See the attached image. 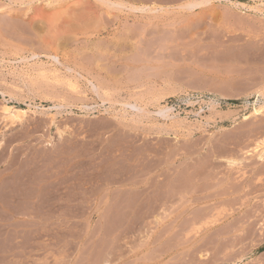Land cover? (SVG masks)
I'll use <instances>...</instances> for the list:
<instances>
[{"label":"rangeland","instance_id":"obj_1","mask_svg":"<svg viewBox=\"0 0 264 264\" xmlns=\"http://www.w3.org/2000/svg\"><path fill=\"white\" fill-rule=\"evenodd\" d=\"M72 1L0 0V264H264V0Z\"/></svg>","mask_w":264,"mask_h":264},{"label":"bare ground","instance_id":"obj_2","mask_svg":"<svg viewBox=\"0 0 264 264\" xmlns=\"http://www.w3.org/2000/svg\"><path fill=\"white\" fill-rule=\"evenodd\" d=\"M75 1V0H74ZM74 1H72V3H73V5H75V6H78V9H79V4L80 3H78V5H77V3H75L74 4ZM78 1V0H77ZM83 1V0H82ZM109 1V0H108ZM111 1V0H110ZM109 1V2H110ZM125 1V0H124ZM124 1H122V2H118V4L119 5H124ZM127 1V0H126ZM131 1H133V2H138V3H142V2H144L145 3V0H131ZM147 1V0H146ZM152 2L153 1H156V0H151ZM150 1V2H151ZM161 2L163 1V0H160ZM160 1H156V3L158 4V2L160 3ZM165 1V0H164ZM163 1V2H164ZM166 1H169V0H166ZM207 2H205V0L203 1H200V0H195V1H192L191 0V2H186L188 5L187 6H185V5H182V7L183 6H185L186 7V10L187 9H195V8H201L204 4H206V3H208V2H210V1H208V0H206ZM70 2H71V0H70ZM109 2L107 3V5L109 4ZM112 2V1H111ZM129 2V1H128ZM133 2H132V4H133ZM149 2V1H148ZM151 2V3H152ZM62 3V2H61ZM90 3V2H89ZM117 3V2H116ZM127 3V2H126ZM164 3H166V2H164ZM168 3H170V2H168ZM177 3V2H176ZM64 4V3H63ZM66 4V3H65ZM84 4V3H83ZM82 4V5H83ZM99 4V3H98ZM105 4V3H104ZM113 4V3H112ZM130 4V3H129ZM143 4V3H142ZM149 4V3H148ZM50 5V4H49ZM48 5V6H49ZM69 5V4H68ZM67 5V6H68ZM73 5H72V7H73ZM81 5V4H80ZM127 5V4H126ZM126 5H124V6H126ZM144 5V4H143ZM165 5V4H164ZM47 6V7H48ZM51 6V5H50ZM67 6H65L64 8H66ZM105 6V5H104ZM109 6H111V5H109ZM109 6H107V7H109ZM116 6V5H115ZM114 6V7H115ZM123 6V7H124ZM134 6H135V4H134ZM133 6V7H134ZM141 6V5H140ZM147 6H150V5H147ZM154 6V5H153ZM156 6V5H155ZM160 6V5H159ZM53 7V6H52ZM62 7V6H61ZM71 7V5H69L68 6V8H70V9H74L75 7H73L72 8ZM85 8H86V6H84ZM90 6H88V8H89ZM112 8H113V6H111ZM143 7V6H142ZM142 7H140L141 9H142ZM145 7H146V5H145ZM151 7V6H150ZM161 7H163L164 8V6H160L159 8H161ZM67 8V9H68ZM88 8H86L87 10H88ZM116 8H118V7H116ZM132 8V7H131ZM138 8V7H137ZM144 8V7H143ZM158 8V7H157ZM156 8V11L158 10ZM167 8H169V7H167ZM51 10H53V9H55L54 7L53 8H50ZM70 9H68V12H67V10H66V12H65V15H66V13H67V15H71V18L72 17H74V14L75 13H73V11H71L70 12ZM78 9H77V11L76 12H78ZM83 9V8H82ZM82 9H80L81 11H83ZM92 8H90V10H91ZM109 9V8H108ZM130 9V8H129ZM135 9H136V7H135ZM139 9V8H138ZM137 9V10H138ZM141 9H139V11L141 10ZM145 9V8H144ZM202 9V8H201ZM47 10V9H46ZM50 10V11H51ZM62 10V9H61ZM61 10H60V12L57 14V15H61ZM75 10H76V8H75ZM87 10L86 11H84L83 13H86V15H87ZM132 10H134V9H132ZM152 10H154V9H152ZM160 11L159 12H161V10L162 9H159ZM179 10H180V8H179ZM204 10V9H203ZM41 11V10H40ZM142 11H143V9H142ZM155 11V10H154ZM165 11V10H164ZM176 11V10H175ZM188 11V10H187ZM194 11V10H193ZM41 12H43V11H41ZM45 12V11H44ZM63 12H64V10H63ZM62 12V13H63ZM90 12V11H89ZM102 12V11H101ZM141 12V11H140ZM148 12V11H147ZM153 12V11H152ZM163 12V11H162ZM170 11H168V13H169ZM178 12V11H177ZM184 12V11H183ZM215 12H216V10H215ZM24 13V12H23ZM26 13V12H25ZM51 13V12H50ZM70 13V14H69ZM154 13V12H153ZM165 13V12H164ZM212 13V12H211ZM232 13V12H231ZM235 13V12H234ZM51 14H53V13H51ZM55 15H56V13H54ZM72 14H73V16H72ZM89 14V13H88ZM148 14V13H147ZM179 14V13H178ZM205 14V13H204ZM210 14V13H209ZM213 14V13H212ZM216 14H217V12H216ZM221 15V13H218V15ZM228 14V13H227ZM43 15H45L44 13L42 14V16ZM62 15H64V13L62 14ZM76 15V14H75ZM95 15H97V12L95 13ZM214 15V14H213ZM217 15V16H218ZM219 15V16H220ZM92 16V15H91ZM214 16H216V15H214ZM213 16V17H214ZM50 17H51V15H50ZM59 17V16H58ZM94 17V16H93ZM221 17H222V15H221ZM259 17V16H258ZM56 18V17H55ZM65 18V17H64ZM70 17L68 18V19H71ZM86 18V17H85ZM84 18V19H85ZM99 18H100V16H99ZM130 18V17H129ZM211 18H212V16H211ZM216 18V17H215ZM53 19V18H52ZM57 19V18H56ZM213 19V18H212ZM219 19V18H218ZM17 19H15V21H16ZM97 21H100L99 19H96ZM239 20V19H238ZM243 20V19H242ZM27 21V20H26ZM55 21V20H54ZM64 21V20H63ZM33 22V21H32ZM31 22V23H32ZM51 22V21H50ZM54 23V22H53ZM60 23V22H59ZM89 23V22H88ZM18 24V23H17ZM26 24V23H25ZM33 24V23H32ZM49 24V23H48ZM99 24H100V22H99ZM22 25V24H21ZM39 25V24H38ZM102 25V24H101ZM20 26V25H19ZM40 26V25H39ZM11 27H12V25H11ZM34 27V26H33ZM39 28V27H38ZM109 28V27H108ZM140 28H141V26H140ZM248 28H249V26H248ZM40 29V28H39ZM65 29V28H64ZM57 30V29H56ZM133 30V29H132ZM40 31H41V29H40ZM46 31H47V29H46ZM52 31V30H51ZM66 31V30H65ZM84 31V30H83ZM264 31V30H263ZM43 32V31H42ZM256 32H259V31H256ZM262 32V31H261ZM51 33H53V32H51ZM60 33H62V32H60ZM60 33H59V35H60ZM133 33V32H132ZM253 33V32H252ZM72 34V33H71ZM249 34V33H248ZM259 34V33H258ZM39 35H41V33L39 34ZM66 35V34H65ZM74 35V34H73ZM255 35H257V34H255ZM52 36V35H51ZM149 36V35H148ZM161 36V35H160ZM42 37H43V35H42ZM55 37V36H54ZM57 38H59L58 36H56ZM61 37V36H60ZM68 37V36H67ZM258 37H261L260 35L258 36ZM72 38V37H71ZM129 38V37H128ZM131 38V37H130ZM253 38V37H252ZM262 38H264V37H262ZM54 39V38H53ZM89 39V38H88ZM132 39V38H131ZM251 39V38H250ZM257 39V38H256ZM261 40V39H260ZM62 42H63V40H62ZM69 42V41H68ZM90 43V42H89ZM259 43V42H258ZM70 44V43H69ZM68 45V44H67ZM69 47V46H68ZM97 47V46H96ZM95 48V47H94ZM262 48V47H261ZM261 48H259V49H261ZM54 49V48H53ZM39 50V49H38ZM104 50V49H103ZM263 50V49H262ZM261 50V51H262ZM77 51V50H76ZM80 51V50H79ZM34 52V51H33ZM56 52V51H55ZM106 53V52H105ZM38 54V53H37ZM37 54H34L33 53V57H35V56H37ZM39 55V54H38ZM42 55V54H41ZM85 55V54H84ZM99 55V54H98ZM89 56V55H88ZM51 58V57H50ZM67 58V57H66ZM39 59V58H38ZM53 59L54 60H58V56H53ZM83 60V59H82ZM39 61V60H38ZM75 61V60H74ZM103 61V60H102ZM73 62V61H72ZM41 63V62H40ZM47 64V63H46ZM63 63H62V61H61V65H62ZM69 65L67 66L68 67V69H70V70H72L71 69V67H69L70 66V63H68ZM73 64H74V62H73ZM67 65V64H66ZM81 65H83V64H81ZM46 66V65H45ZM63 66V65H62ZM40 67V66H39ZM66 67V68H67ZM81 68L83 67V66H80ZM42 68V66L40 67V69ZM44 68V67H43ZM73 68V67H72ZM77 68H79V66H77ZM85 68V67H84ZM48 69H46V71H47ZM51 70V69H50ZM61 70V69H60ZM29 71V70H28ZM53 71V70H52ZM89 71V70H88ZM43 72V71H42ZM74 72V71H73ZM77 71H75L74 73H76ZM56 73V72H55ZM67 73H68V71H67ZM77 73H79V72H77ZM43 74V73H42ZM44 74H47V72H45L44 71ZM57 75H58V73H56ZM70 74H72V73H70ZM63 76V75H62ZM66 76H69V74L68 75H66ZM73 76V75H72ZM79 77V76H78ZM77 77V78H78ZM95 77V76H94ZM56 78H57V76H56ZM74 78H76V77H74ZM76 78V79H77ZM86 79V78H85ZM53 80H54V78H53ZM62 80V79H61ZM63 80H64V78H63ZM62 80V81H63ZM51 81V80H50ZM69 81V80H68ZM72 81V80H71ZM58 82V81H57ZM56 82V83H57ZM60 82V81H59ZM64 82H65V80H64ZM64 82H63V84H64ZM70 82V81H69ZM68 82V83H69ZM76 82V81H75ZM89 82V81H88ZM62 84V85H63ZM65 84H66V82H65ZM72 84H75L73 81H72ZM67 85H69V84H67ZM70 86V85H69ZM68 86V87H69ZM72 86V85H71ZM75 86H77V85H75ZM108 86V85H107ZM51 87V86H50ZM79 87V86H78ZM96 87H98V86H96ZM257 87V86H256ZM75 88V87H74ZM76 89V88H75ZM75 89H74V91H75ZM98 89V88H97ZM255 90H256V88H255ZM53 92V91H52ZM76 92V91H75ZM264 92V91H263ZM56 94V93H55ZM107 94V93H106ZM109 94V93H108ZM263 96V95H262ZM63 98V97H62ZM4 100V102H2V104L0 105V112H1V114L3 115V118H5V119H9L10 121H11V123H16V122H21V123H24V118H25V116L27 115V113H28V111H29V109H31V103H29L28 102V106L30 107L29 109L28 108H25V107H22V106H17V105H11L9 102H8V100L7 99H3ZM82 102V101H81ZM256 103V102H255ZM130 103H128V105H129ZM259 104V103H258ZM69 105V104H68ZM263 105H264V103H263ZM131 106H133L134 108H136L137 110H142V107H138L136 104H133V105H131ZM254 106V105H253ZM261 106V105H260ZM257 107H259L258 105H257ZM262 110V109H261ZM261 110H259V109H257L256 110V112L258 113L259 111H261ZM155 113H158V114H160L161 116H164V117H169V116H171V107H169V106H165V105H163V106H160L159 108H158V110L157 111H154ZM150 113V112H149ZM260 116V115H259ZM175 118V117H174ZM179 118V117H178ZM125 119V118H124ZM262 120V119H261ZM257 126V125H256ZM64 130V129H63ZM62 129L61 130H58V138L60 139V138H62L63 136V133H64V131H63ZM258 131V130H257ZM67 133V132H66ZM248 136V135H247ZM261 137H263V136H261ZM245 141V140H244ZM253 141V140H252ZM262 144H264V138H263V140H262V142L260 143V144H258L256 147H259V146H262ZM255 147V148H256ZM254 148V149H255ZM250 151V150H249ZM256 151V150H255ZM258 152V151H257ZM235 153H237V152H235ZM251 153V152H250ZM102 155V154H101ZM106 155V154H105ZM258 156V158L260 159V160H262V161H264V148L263 149H261V150H259V152H258V154H257ZM124 156V155H123ZM219 157V156H218ZM239 157H241L240 156V154H239ZM239 157L237 156V157H235V156H228V157H226V161H227V164H228V166L229 167H235L236 165H239L240 163L242 164V160H241V158L239 159ZM105 158H107V157H105ZM112 159H114V158H112ZM216 160V159H215ZM219 161V160H218ZM198 163V162H197ZM207 163V162H206ZM251 163V162H250ZM117 165V164H116ZM202 166V165H201ZM100 167V166H99ZM215 167V166H214ZM102 173V172H101ZM122 174H123V171H122ZM198 174V173H197ZM245 174H246V172H245ZM161 175V174H160ZM159 175V176H160ZM218 175V174H217ZM243 175V174H242ZM107 176V175H106ZM244 176V175H243ZM97 177V176H96ZM215 177V176H214ZM84 178H86V177H84ZM183 178H184V176H183ZM233 180V179H232ZM231 180V181H232ZM89 181V180H88ZM231 181H229V182H231ZM213 182V181H212ZM51 183V182H50ZM87 183V182H86ZM111 183V182H110ZM235 183V182H234ZM181 184V183H180ZM188 185V184H187ZM228 185V184H227ZM67 186V185H66ZM154 186V185H153ZM175 187V186H174ZM231 187V186H230ZM179 188V187H178ZM237 188V187H236ZM108 189V188H107ZM201 189H203V188H201ZM226 189V188H225ZM238 189V188H237ZM264 189V188H263ZM52 190V189H51ZM157 190V189H156ZM227 190V189H226ZM259 190V189H258ZM145 191V190H144ZM28 194V193H27ZM216 194V193H215ZM12 195V194H11ZM61 195V194H60ZM19 197V196H18ZM42 198V197H41ZM103 198V197H102ZM202 198H204V196L202 197ZM162 199V198H161ZM112 200V199H111ZM228 200V199H227ZM27 201V200H26ZM49 201V200H48ZM30 202V201H29ZM38 202V201H37ZM27 203V202H26ZM85 203V202H84ZM121 203V202H120ZM131 203V202H130ZM223 203V202H222ZM242 203V202H241ZM56 204V203H55ZM10 205V204H9ZM117 205V204H116ZM130 205V204H129ZM7 206V205H6ZM123 206H125V204L123 205ZM229 206V205H228ZM231 206V205H230ZM90 207V206H89ZM106 207V206H105ZM127 208V207H126ZM204 208V207H203ZM216 209H217V207H216ZM228 209V208H227ZM72 210H74V209H72ZM127 210V209H126ZM136 210V209H135ZM34 211V210H33ZM109 211V210H108ZM209 212V211H208ZM247 213V212H246ZM76 214V213H75ZM208 215V214H207ZM210 215V214H209ZM215 215V214H214ZM137 216V215H136ZM211 217V216H210ZM64 218V217H63ZM193 218H194V216H193ZM249 218V217H248ZM192 219V218H191ZM195 219V218H194ZM198 219V218H197ZM202 219V218H201ZM193 220V219H192ZM215 221V220H214ZM114 222V221H113ZM253 222V221H252ZM251 222V223H252ZM110 223V222H109ZM108 223V224H109ZM232 223V222H231ZM115 226V225H114ZM132 227V226H131ZM247 227V226H246ZM249 227V226H248ZM119 228V227H118ZM164 231V230H163ZM166 231V230H165ZM126 238V237H125ZM123 240V239H122ZM236 240V239H235ZM234 240V241H235ZM233 241V242H234ZM38 247V246H37ZM39 248V247H38ZM43 249V248H42ZM23 260V259H22Z\"/></svg>","mask_w":264,"mask_h":264}]
</instances>
